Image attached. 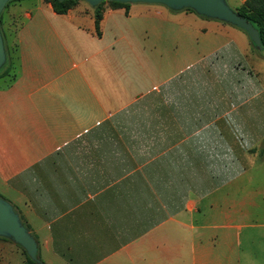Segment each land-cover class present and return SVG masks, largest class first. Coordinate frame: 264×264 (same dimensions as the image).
<instances>
[{
	"label": "crops",
	"instance_id": "1",
	"mask_svg": "<svg viewBox=\"0 0 264 264\" xmlns=\"http://www.w3.org/2000/svg\"><path fill=\"white\" fill-rule=\"evenodd\" d=\"M13 17L0 197L43 264H223L264 226V56L243 30L145 3H105L98 29L81 0Z\"/></svg>",
	"mask_w": 264,
	"mask_h": 264
},
{
	"label": "water",
	"instance_id": "2",
	"mask_svg": "<svg viewBox=\"0 0 264 264\" xmlns=\"http://www.w3.org/2000/svg\"><path fill=\"white\" fill-rule=\"evenodd\" d=\"M10 0H0V14ZM64 1V0H58ZM92 8L102 2H116L121 4H161L171 10L181 11L191 9L197 15L207 19L219 20L243 30L250 42L258 51L263 47L258 31L246 19L230 9L225 0H81ZM6 60L4 41L0 31V69ZM0 237L7 238L20 246L26 255L36 264H42L37 258V243L27 228L21 223L19 215L14 207L6 200L0 198Z\"/></svg>",
	"mask_w": 264,
	"mask_h": 264
},
{
	"label": "rangeland",
	"instance_id": "3",
	"mask_svg": "<svg viewBox=\"0 0 264 264\" xmlns=\"http://www.w3.org/2000/svg\"><path fill=\"white\" fill-rule=\"evenodd\" d=\"M225 2L230 9L234 10V1L225 0ZM11 4L12 2H10L5 8H3L0 14L2 18L0 31L4 34L5 37L6 47L9 53V60L12 58L11 36L17 27V21L15 17H13V20H9V22L7 20V11ZM253 50H255V48H253ZM259 52L264 56V51ZM260 62L261 68L259 69V74L260 78L264 79V59ZM3 69H1L0 72H2ZM217 250H219L221 254L224 253L227 257L231 255L228 259H225L226 261L224 260L223 264H264V226L258 228H250L242 231L239 237V241L236 244H233L230 247L219 246ZM9 255V251L7 249H4L3 251L0 250L1 258H7ZM15 262V259L11 257L10 263Z\"/></svg>",
	"mask_w": 264,
	"mask_h": 264
},
{
	"label": "trees",
	"instance_id": "4",
	"mask_svg": "<svg viewBox=\"0 0 264 264\" xmlns=\"http://www.w3.org/2000/svg\"><path fill=\"white\" fill-rule=\"evenodd\" d=\"M14 1H16V0H10L9 2H7L6 5L4 6V8L10 2H14ZM45 1L51 5L53 11L56 14L64 15L80 0H64V1L45 0ZM105 3H108L109 5H111L113 7H124V6L128 5V4H121V3L110 2V1L102 2V3L98 4L96 7L93 8L96 29H98L99 20L101 19L102 7ZM184 11H189V12L195 13L191 9H184ZM234 11L239 16L243 17L249 23H251L252 26L258 31L260 42H261V45L263 47V50H262V52H263L264 51V0H246L241 6L235 8ZM202 18H204V17H202ZM1 21H2V18L0 15V25H1ZM1 34H2L4 44H5L6 60H5L4 65L1 68V69H3V67H4L3 71L0 72V77H8V78L12 79L15 76V73H14V69H15V67H14V47L13 46L11 47L12 58L9 60V53H8V50L6 47L5 37H4V34L2 32H1ZM250 45L252 48H255L251 42H250ZM255 50H256V48H255ZM15 211H16V209H15ZM19 218L21 220V223L29 231V228L25 224L24 220L20 216H19ZM20 249H21L23 255L25 256L24 264H36L32 260H30V258L26 255L25 251L21 247H20ZM37 258L39 259L38 255H37Z\"/></svg>",
	"mask_w": 264,
	"mask_h": 264
}]
</instances>
